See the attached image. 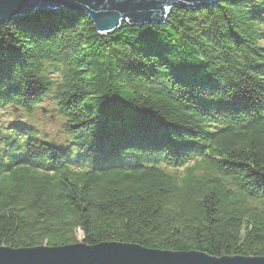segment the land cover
Segmentation results:
<instances>
[{
    "label": "trees",
    "instance_id": "16d2710c",
    "mask_svg": "<svg viewBox=\"0 0 264 264\" xmlns=\"http://www.w3.org/2000/svg\"><path fill=\"white\" fill-rule=\"evenodd\" d=\"M51 94L72 145L3 137L0 247L264 258V0L107 37L64 9L0 25V110Z\"/></svg>",
    "mask_w": 264,
    "mask_h": 264
},
{
    "label": "water",
    "instance_id": "95a60500",
    "mask_svg": "<svg viewBox=\"0 0 264 264\" xmlns=\"http://www.w3.org/2000/svg\"><path fill=\"white\" fill-rule=\"evenodd\" d=\"M222 0H0V25L39 10L64 9L88 18L102 37L131 27L163 26L170 13L214 8ZM0 264H264V258L213 257L201 252H163L138 245L79 242L65 247L14 250L0 247Z\"/></svg>",
    "mask_w": 264,
    "mask_h": 264
},
{
    "label": "rangeland",
    "instance_id": "374dc122",
    "mask_svg": "<svg viewBox=\"0 0 264 264\" xmlns=\"http://www.w3.org/2000/svg\"><path fill=\"white\" fill-rule=\"evenodd\" d=\"M66 124L67 119L59 112L54 94H51L31 113L14 107L0 110V143L4 136L11 134V127L19 125L33 127L38 131L40 138L66 148L72 145V139L66 132ZM81 240L80 233L79 241Z\"/></svg>",
    "mask_w": 264,
    "mask_h": 264
}]
</instances>
